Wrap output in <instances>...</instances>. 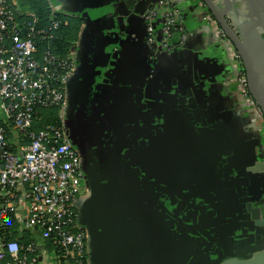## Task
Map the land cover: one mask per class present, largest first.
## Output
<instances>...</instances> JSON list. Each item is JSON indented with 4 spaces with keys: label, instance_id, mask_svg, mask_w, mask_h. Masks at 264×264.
<instances>
[{
    "label": "crops",
    "instance_id": "crops-1",
    "mask_svg": "<svg viewBox=\"0 0 264 264\" xmlns=\"http://www.w3.org/2000/svg\"><path fill=\"white\" fill-rule=\"evenodd\" d=\"M82 1L49 0L53 12L80 18L83 16ZM87 1L90 15L99 22L93 81L90 85L88 73H80L65 89L67 105L72 97L70 128L78 131L79 143L95 153L101 166L114 167V158L128 163L140 177L153 181L158 195L161 150L157 129L162 113L160 105L164 101L157 82L164 77L160 83L170 87L182 79L181 89L186 91L188 98H200L204 103L202 114L204 116V110L208 112L204 117L209 127L220 130L222 138L234 144V150L240 147L241 151L235 159L238 169L234 168V163L231 167L233 174L240 176L239 184L248 183L246 188L253 193L256 201L264 198V144L260 131L254 129L256 113L252 107L241 103L238 88L228 82L233 67L223 46L213 38L206 18L208 14L202 5L199 6L196 0H172L190 33L186 55L180 59L170 53L156 55L141 30V18L151 0ZM232 2L236 1H230V15L242 27L248 26L247 23L257 16L264 19V0L243 1L247 6L245 9ZM162 22L156 23L157 29ZM84 28L85 25L76 54L82 62ZM85 60L88 63L89 56ZM199 113L202 116L200 110ZM248 127H252L254 132L248 131ZM134 174L137 176L136 172ZM141 187H146L143 182ZM88 192L84 181L77 202ZM120 224L122 228L115 231L108 247L110 255L132 249L137 240V235L130 232L127 220H122ZM170 228L173 229V226ZM241 240L246 245L238 243L237 249H240L243 258H232L225 264L230 261L264 264V233L249 234ZM100 252L107 255L105 244ZM248 252L252 255L246 260Z\"/></svg>",
    "mask_w": 264,
    "mask_h": 264
},
{
    "label": "built area",
    "instance_id": "built-area-1",
    "mask_svg": "<svg viewBox=\"0 0 264 264\" xmlns=\"http://www.w3.org/2000/svg\"><path fill=\"white\" fill-rule=\"evenodd\" d=\"M22 1L0 0V264H90L87 234L78 225L77 199L85 181L81 155L64 128L33 130L42 109L56 105L62 118L67 99L61 84L67 85L78 60L76 55L70 60L38 57L35 24L16 23L13 7ZM171 2L159 0L146 13L151 42L159 15L164 19L162 43L174 40L178 12ZM210 21L216 34L224 36L215 18ZM239 80L249 93L245 73ZM14 224L19 237L31 232L30 244L9 238Z\"/></svg>",
    "mask_w": 264,
    "mask_h": 264
},
{
    "label": "flooded vegetation",
    "instance_id": "flooded-vegetation-1",
    "mask_svg": "<svg viewBox=\"0 0 264 264\" xmlns=\"http://www.w3.org/2000/svg\"><path fill=\"white\" fill-rule=\"evenodd\" d=\"M158 1L148 3L141 18V30L156 55L170 53L183 59L190 33L182 14L172 2L170 5L178 12L171 32L174 40L167 45L162 43L159 31L163 22L159 29L155 27V41L149 39L145 16ZM196 1L207 12L213 38L223 46L233 67L228 82L238 88L241 103L252 107L256 113L254 129L260 131L264 144V120L257 113L250 93L244 92L240 84L239 77L245 73L242 59L227 37L216 34L210 21L214 16L208 7L202 0ZM160 20L164 21L162 15L158 16L156 23ZM181 35L183 42H180ZM77 49L76 46V54ZM162 79L157 82L164 101L160 105L162 113L157 129L161 150L158 198L173 226L172 264H225L232 258L242 259L237 246L246 244L241 239L249 234L264 233V225H261L264 222V198L256 201L253 193L246 188L249 184H239L240 176L234 175L231 167L234 163V168L238 169L235 159L241 151L240 147L234 150V144L222 138L220 130L209 127L204 117L208 112L204 110L203 116L201 106L204 103L201 99L188 98L186 91L181 89L182 79L170 87L163 86V82L160 83ZM178 94L180 96L176 97ZM248 131L254 132L252 127H248ZM67 133L74 141L80 142L78 131L70 128ZM251 255L248 252L245 259Z\"/></svg>",
    "mask_w": 264,
    "mask_h": 264
},
{
    "label": "water",
    "instance_id": "water-1",
    "mask_svg": "<svg viewBox=\"0 0 264 264\" xmlns=\"http://www.w3.org/2000/svg\"><path fill=\"white\" fill-rule=\"evenodd\" d=\"M202 1L214 16L224 36L234 44L244 65L249 93L264 115V19L258 16L254 19L249 18L248 20H251L247 23L248 26L242 27L229 12L230 1L233 0ZM235 1L236 3L232 2L233 5L236 4L241 9L247 8L243 1L248 0ZM87 3V0L82 1L81 18L85 25L82 35L84 61L77 58V68L68 80L67 87L80 73H88L90 85L93 81L99 22L93 20ZM246 28L248 31H244ZM256 31L259 39L256 37ZM250 35H254L255 38ZM88 56L89 61L85 63ZM70 102L61 119L68 141L81 155L84 179L88 185L89 192L78 200L77 208L78 225L86 231L88 238L90 264H172L171 255L174 252L170 228L172 222L159 202L153 181L147 177H140L136 169L131 170L128 163L118 158H114V167L101 166L89 147L68 136L71 123ZM142 182L146 186L144 189L141 187ZM122 220H127L130 232L137 235V240L132 249L110 255L108 247L115 236V231L122 228L120 224ZM103 244L107 255L100 252ZM238 263L250 264L242 261H230L227 264Z\"/></svg>",
    "mask_w": 264,
    "mask_h": 264
},
{
    "label": "trees",
    "instance_id": "trees-1",
    "mask_svg": "<svg viewBox=\"0 0 264 264\" xmlns=\"http://www.w3.org/2000/svg\"><path fill=\"white\" fill-rule=\"evenodd\" d=\"M13 10L16 23L21 26L33 23L39 31L35 40L39 48L38 57L42 61L46 56H54L57 60H70L76 55L75 48L84 25L82 18L53 12L49 0H25L18 7L14 6ZM26 32L23 31L22 35L25 36ZM61 87L63 91L66 89V85L61 84ZM60 114V109L56 105L42 109V118L36 121L33 130L39 131L46 126L64 128ZM11 229L10 239L23 244H30L33 241L30 231L19 237L17 225L14 224ZM47 247L53 248V242H48Z\"/></svg>",
    "mask_w": 264,
    "mask_h": 264
},
{
    "label": "rangeland",
    "instance_id": "rangeland-1",
    "mask_svg": "<svg viewBox=\"0 0 264 264\" xmlns=\"http://www.w3.org/2000/svg\"><path fill=\"white\" fill-rule=\"evenodd\" d=\"M22 2H20V4H21ZM82 187H84V182L82 183Z\"/></svg>",
    "mask_w": 264,
    "mask_h": 264
}]
</instances>
